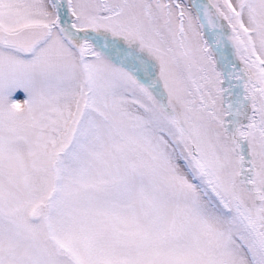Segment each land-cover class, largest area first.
Instances as JSON below:
<instances>
[{
  "label": "snow or ice",
  "instance_id": "1",
  "mask_svg": "<svg viewBox=\"0 0 264 264\" xmlns=\"http://www.w3.org/2000/svg\"><path fill=\"white\" fill-rule=\"evenodd\" d=\"M0 264H264V0H0Z\"/></svg>",
  "mask_w": 264,
  "mask_h": 264
}]
</instances>
